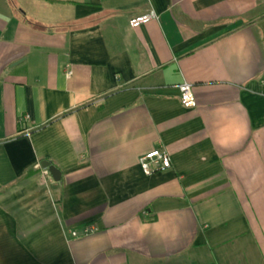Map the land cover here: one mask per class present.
I'll return each instance as SVG.
<instances>
[{
    "label": "crops",
    "instance_id": "obj_1",
    "mask_svg": "<svg viewBox=\"0 0 264 264\" xmlns=\"http://www.w3.org/2000/svg\"><path fill=\"white\" fill-rule=\"evenodd\" d=\"M0 264H264V0H0Z\"/></svg>",
    "mask_w": 264,
    "mask_h": 264
},
{
    "label": "built area",
    "instance_id": "obj_2",
    "mask_svg": "<svg viewBox=\"0 0 264 264\" xmlns=\"http://www.w3.org/2000/svg\"><path fill=\"white\" fill-rule=\"evenodd\" d=\"M156 18V14L152 11L148 14L141 15L131 19L130 24L133 27H139L148 23L151 19ZM180 98L183 105L187 108L196 106V100L192 91V85L184 82L179 85ZM28 118V116L26 117ZM139 164L146 175L153 174L156 171H165L171 167L172 159L169 152L164 148L153 149L139 158ZM96 228L92 225L84 226L81 230H72L74 237L86 236L95 232Z\"/></svg>",
    "mask_w": 264,
    "mask_h": 264
},
{
    "label": "water",
    "instance_id": "obj_3",
    "mask_svg": "<svg viewBox=\"0 0 264 264\" xmlns=\"http://www.w3.org/2000/svg\"><path fill=\"white\" fill-rule=\"evenodd\" d=\"M43 167H48L54 180L59 181L61 177V171L55 166L52 165L49 161H44L42 163Z\"/></svg>",
    "mask_w": 264,
    "mask_h": 264
}]
</instances>
